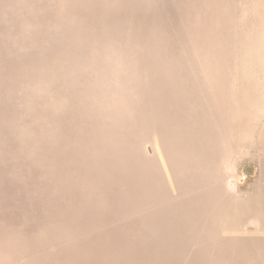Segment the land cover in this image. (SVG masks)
Returning a JSON list of instances; mask_svg holds the SVG:
<instances>
[{"label": "rangeland", "instance_id": "374dc122", "mask_svg": "<svg viewBox=\"0 0 264 264\" xmlns=\"http://www.w3.org/2000/svg\"><path fill=\"white\" fill-rule=\"evenodd\" d=\"M0 264H264V0H0Z\"/></svg>", "mask_w": 264, "mask_h": 264}]
</instances>
